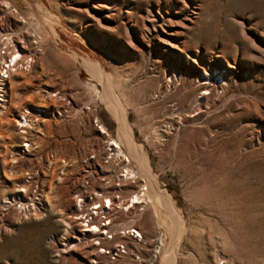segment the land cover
<instances>
[{
    "label": "rangeland",
    "instance_id": "rangeland-1",
    "mask_svg": "<svg viewBox=\"0 0 264 264\" xmlns=\"http://www.w3.org/2000/svg\"><path fill=\"white\" fill-rule=\"evenodd\" d=\"M4 1L0 16L35 61L12 78L0 120V264H103L87 250L57 259L50 241L77 230L56 212L72 213L86 152L103 141L95 118L139 172L123 195L139 192L146 168L171 202L167 213L148 202L139 219L147 238L163 239L156 264H264V0H10L18 12ZM45 89L71 100L70 117L48 112L59 99ZM25 140L36 148L21 158ZM37 168L49 210L20 216L9 200Z\"/></svg>",
    "mask_w": 264,
    "mask_h": 264
},
{
    "label": "built area",
    "instance_id": "built-area-1",
    "mask_svg": "<svg viewBox=\"0 0 264 264\" xmlns=\"http://www.w3.org/2000/svg\"><path fill=\"white\" fill-rule=\"evenodd\" d=\"M26 44L25 36L0 16V120L7 110L6 102L13 76L30 70L35 61V53L27 52ZM45 93L46 97L54 96L59 99L57 103H51L48 109L50 114L71 116L72 102L65 96L62 97L60 90ZM20 118H23L26 126V116L20 115ZM94 122L100 136L104 138L101 143L87 150L83 159L86 165L85 173L80 176L73 190L74 204L70 215L77 230L71 235L72 242L60 240L61 245L55 247L54 243L57 244V240L50 239L53 256L58 259L69 250H87L86 252L93 257L90 261L94 263L99 261L103 264H111L122 258H130L139 264H156L160 259L163 239L147 238L139 225L147 201L133 203L131 196L125 197L122 193V186L126 182H134L139 176H136L129 166V158L124 154L118 155L116 143L112 144L107 131L101 130L102 124L99 120L95 118ZM35 145L33 141H23L18 155L27 158L29 153L34 154ZM54 156L55 154L51 152L49 154L51 161L47 160L52 166L55 163ZM37 157L36 154L30 159ZM118 159H121L124 165L112 167ZM60 163V170L66 171L69 160L62 157ZM38 173V168L27 170L26 183L18 186V194L16 193L9 200L20 216L38 217L39 214L44 216L49 210L46 204L48 200H44V194L40 190ZM146 189L144 182L141 183L138 187L141 196H145Z\"/></svg>",
    "mask_w": 264,
    "mask_h": 264
},
{
    "label": "bare ground",
    "instance_id": "bare-ground-1",
    "mask_svg": "<svg viewBox=\"0 0 264 264\" xmlns=\"http://www.w3.org/2000/svg\"><path fill=\"white\" fill-rule=\"evenodd\" d=\"M4 4H5V6L7 7V8H10L11 7V3H10V0L8 1V0H5L4 1ZM12 11L14 10L15 11V9H11ZM18 11V10H17ZM41 11V10H40ZM46 12V11H45ZM20 14V13H19ZM40 14V13H39ZM41 15V14H40ZM44 19V18H43ZM45 21V20H44ZM26 22V21H25ZM33 28V27H32ZM51 31V30H50ZM57 36V35H56ZM28 51H30V50H28ZM89 61V60H88ZM97 64H99V63H97ZM92 66V65H91ZM94 66V65H93ZM100 66V65H99ZM92 68H94V70L96 71V68L95 67H92ZM98 68V67H97ZM103 68V67H102ZM102 68H100V69H97V71H96V73L97 74H99L100 76H103L104 74H103V69ZM93 70V71H94ZM105 76V75H104ZM14 77V76H13ZM11 83H12V81H11ZM22 84V83H21ZM19 86L20 84H19V82L16 84V86ZM11 86V85H10ZM13 86V85H12ZM108 88V87H107ZM210 87L209 86H206L205 87V89H209ZM108 90V89H107ZM50 92L51 90L50 89H45V92ZM43 94V96H44V99H45V95H46V93H42ZM41 94V95H42ZM65 96V95H64ZM53 97V96H52ZM111 97V96H110ZM47 98V97H46ZM108 98V97H107ZM54 99V98H53ZM114 100V99H113ZM112 100V101H113ZM45 101V100H44ZM111 101V102H112ZM118 101V100H117ZM117 101H115L114 100V102L113 103H115L114 105L113 104H111V108L113 109V110H118L119 111V113H120V111L122 112V109H121V107H120V105H119V103L117 102ZM109 103H110V101H108ZM110 107V106H109ZM112 110V111H113ZM114 112V111H113ZM116 112V111H115ZM24 113H22V114H19V116L20 115H23ZM25 116H26V122L29 124V123H33L32 121H27V119L28 118H30V120L32 119V117H33V115L32 116H30V115H27V114H24ZM23 115V116H24ZM36 116V115H35ZM120 116V115H119ZM124 117H125V115H122V116H120V118H123L124 119ZM36 120V119H35ZM17 121H18V123H23V118H19V119H17ZM121 121H123L124 122V120H121ZM43 121H41V123H42ZM125 122H126V119H125ZM128 123V122H127ZM24 124V123H23ZM36 127H40L39 125H40V122L39 121H37L36 123ZM122 124V123H121ZM123 124H125V123H123ZM122 124V125H123ZM123 126H125V125H123ZM101 127V130L103 131V132H105L106 130H105V128H103V126H100ZM127 127V126H126ZM126 127L124 128V129H126ZM130 127V126H129ZM121 129V128H120ZM128 129L129 128H127L126 130H127V133H128ZM126 130H125V132H126ZM131 130V129H130ZM124 131V130H123ZM123 131H122V133H123ZM121 132V131H120ZM132 132V131H131ZM130 132V133H131ZM29 133V132H28ZM2 134V133H1ZM2 136V135H1ZM121 136H122V134H121ZM123 138H124V136H123ZM125 138H127V137H125ZM120 139V138H119ZM132 139V138H131ZM126 141L125 142H127V139H125ZM112 144H114V143H116V145L115 146H117L116 147V151H117V153L119 154L120 152H123V149H122V146H121V142L120 141H118L117 139L116 140H114L113 142H111ZM132 143V142H131ZM128 144V143H127ZM134 144V143H133ZM129 145V149H131L132 151V157L134 158V159H136L137 158V147L136 146H133V145H131V144H128ZM139 150V149H138ZM129 151V150H128ZM131 152H130V154H131ZM122 154H124V153H122ZM125 156H126V154H124ZM141 156V155H140ZM129 158V160L131 159L130 157H128ZM139 158V157H138ZM142 159V158H141ZM13 160V159H12ZM139 160V159H138ZM145 160V159H144ZM18 162V161H17ZM140 163V162H139ZM142 163V162H141ZM144 166H145V163L143 164ZM148 165V164H147ZM11 167V166H10ZM141 167H143L142 165H141ZM13 170V169H12ZM65 170V169H64ZM143 172H144V174H145V177H146V179H145V181H146V183H144V184H148V183H150V184H148V189H149V185H150V189L148 190V192H147V196H146V194H145V196L143 197V196H141V194H140V192H137V193H134V194H132L131 195V197H132V202L133 203H135V202H140V201H143V200H146L147 201V203L149 202H151V203H153V206L155 207V209H156V212H158L159 211V204L161 203H163V208H165V212L167 213V212H169V211H171L172 210V208H171V205H170V203H169V201L164 197V195L163 194H161V192H158V188L156 187V185H155V183H154V180H152V178H150L151 177V175H149L148 174V170L145 168V170H143ZM62 175V174H61ZM63 179V176H60V177H58V180L59 181H61ZM18 190L19 189H17L16 190V193H18ZM22 195V194H21ZM146 205H148V204H146ZM163 211V210H162ZM161 210H160V212H162ZM57 214H59L58 216H59V220L60 221H62V224L65 226V229H69V226L70 225H72V222L74 221L73 219H72V215H69L68 213H66L65 211H63V210H58L57 212H56ZM158 216H159V213H158ZM176 217V216H175ZM178 217V216H177ZM162 220H163V222H166V215L165 214H163L162 215ZM161 220V221H162ZM162 223V222H161ZM74 224V223H73ZM172 228V227H171ZM182 228V227H181ZM178 232H179V230L177 231V234H178ZM166 255L165 256H167V255H169L170 254V251H166ZM170 256V255H169ZM167 259V258H166ZM174 262V261H173ZM172 263V259H168L167 260V262L165 263V264H171Z\"/></svg>",
    "mask_w": 264,
    "mask_h": 264
},
{
    "label": "water",
    "instance_id": "water-1",
    "mask_svg": "<svg viewBox=\"0 0 264 264\" xmlns=\"http://www.w3.org/2000/svg\"><path fill=\"white\" fill-rule=\"evenodd\" d=\"M11 3V2H10ZM7 9H15V12H18L17 10V7H15V6H12V3H11V7L10 8H7ZM17 32H19L18 30H17ZM20 33V32H19ZM99 119V118H98ZM103 126H104V124H103V122H101V121H99ZM105 127V129H107V127L106 126H104ZM108 130V129H107ZM109 132V131H108ZM109 139H111L110 138V133H109ZM115 139H117V138H115ZM121 145H122V148H123V144L121 143ZM123 152H124V154H126V156L127 157H130V155H128L127 153H125V151H124V149H123ZM130 162H131V159L129 160ZM131 168H132V170H133V172H134V174L136 175V176H139V172H138V170L134 167V166H130ZM145 183V182H144ZM146 186H147V189H146V191H145V194H146V196H147V192H148V184H145Z\"/></svg>",
    "mask_w": 264,
    "mask_h": 264
}]
</instances>
